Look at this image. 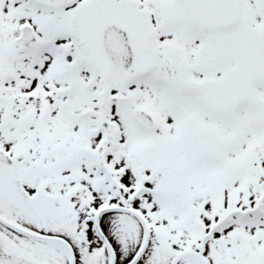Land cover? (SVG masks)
Here are the masks:
<instances>
[{"label": "snow or ice", "instance_id": "6c2138e0", "mask_svg": "<svg viewBox=\"0 0 264 264\" xmlns=\"http://www.w3.org/2000/svg\"><path fill=\"white\" fill-rule=\"evenodd\" d=\"M0 264H264V0H0Z\"/></svg>", "mask_w": 264, "mask_h": 264}]
</instances>
